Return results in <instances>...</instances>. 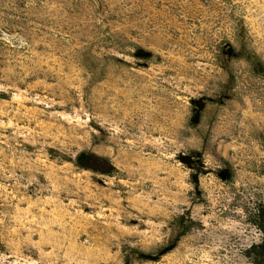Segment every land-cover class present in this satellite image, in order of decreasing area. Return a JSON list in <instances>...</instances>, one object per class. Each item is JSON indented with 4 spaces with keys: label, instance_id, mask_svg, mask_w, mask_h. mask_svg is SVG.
I'll return each instance as SVG.
<instances>
[{
    "label": "rangeland",
    "instance_id": "1",
    "mask_svg": "<svg viewBox=\"0 0 264 264\" xmlns=\"http://www.w3.org/2000/svg\"><path fill=\"white\" fill-rule=\"evenodd\" d=\"M0 264H264V0H0Z\"/></svg>",
    "mask_w": 264,
    "mask_h": 264
}]
</instances>
